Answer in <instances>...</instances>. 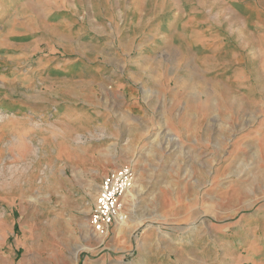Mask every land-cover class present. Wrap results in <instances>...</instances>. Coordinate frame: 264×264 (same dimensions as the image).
Wrapping results in <instances>:
<instances>
[{"label": "rangeland", "instance_id": "1", "mask_svg": "<svg viewBox=\"0 0 264 264\" xmlns=\"http://www.w3.org/2000/svg\"><path fill=\"white\" fill-rule=\"evenodd\" d=\"M0 264H264V0H0Z\"/></svg>", "mask_w": 264, "mask_h": 264}, {"label": "built area", "instance_id": "2", "mask_svg": "<svg viewBox=\"0 0 264 264\" xmlns=\"http://www.w3.org/2000/svg\"><path fill=\"white\" fill-rule=\"evenodd\" d=\"M136 173L130 165L111 170L98 184L96 201L89 217L96 236L106 237L111 227L122 220L123 198L133 189Z\"/></svg>", "mask_w": 264, "mask_h": 264}, {"label": "bare ground", "instance_id": "3", "mask_svg": "<svg viewBox=\"0 0 264 264\" xmlns=\"http://www.w3.org/2000/svg\"><path fill=\"white\" fill-rule=\"evenodd\" d=\"M98 189V186H97ZM125 218L123 217L122 220L118 221L117 225L120 227V229L123 227V222H124Z\"/></svg>", "mask_w": 264, "mask_h": 264}]
</instances>
